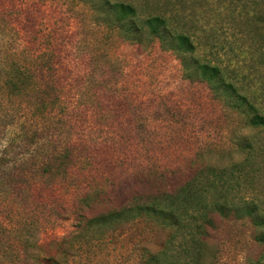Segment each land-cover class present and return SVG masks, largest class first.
<instances>
[{"label": "rangeland", "instance_id": "rangeland-1", "mask_svg": "<svg viewBox=\"0 0 264 264\" xmlns=\"http://www.w3.org/2000/svg\"><path fill=\"white\" fill-rule=\"evenodd\" d=\"M99 1L0 0V77L8 64L18 62L30 66L39 81L59 82L63 109L39 118L38 127L50 129L57 148L70 143L82 155L71 177L88 176L89 162L94 160L103 172L98 177L104 178L110 169L122 177L139 168L161 170L240 158L235 142L245 128L250 130L248 136L264 141V129L252 128L244 109L233 107L206 83L184 79L175 54L163 50L157 39H128L109 22L105 10L95 8ZM119 1L131 3L140 18L151 14L174 18L175 27L193 35L200 57L241 66L242 92L264 114V27L256 31L247 21H253L256 5L264 2ZM53 93L58 92L51 88L49 94ZM28 95L31 92L23 97L29 99ZM5 99L0 104L1 145L17 139L18 121L26 120L28 128L34 124L27 114L30 104L20 96ZM40 138L39 148L16 146L15 152L24 159V154H35L34 161L39 162L46 149L53 148L42 144H49L45 134ZM44 177L37 178L38 184L44 183L37 191L40 204L31 207L32 200L19 201L18 186L0 189L4 190L0 192V264H16L14 229L20 220L38 225L42 241L73 235L75 220L68 214L58 218L55 212L72 203L76 190L70 184L50 190ZM31 210L41 220L36 221ZM217 224L211 237L217 248L216 264H246L247 256L258 254L248 221ZM167 234L147 219L134 220L101 241L81 242L74 257L68 250V263L142 264L143 248H158Z\"/></svg>", "mask_w": 264, "mask_h": 264}, {"label": "trees", "instance_id": "trees-1", "mask_svg": "<svg viewBox=\"0 0 264 264\" xmlns=\"http://www.w3.org/2000/svg\"><path fill=\"white\" fill-rule=\"evenodd\" d=\"M95 5V8L105 10L109 22L118 26L131 41L157 39L163 50L175 54L184 79L206 83L233 107L244 109L252 128L264 129V114L249 102L238 83L239 76L244 75L240 74L241 66H231L230 62L223 65L216 57H200L193 35L175 27L172 17L151 14L140 18L131 3L119 0H100ZM252 17L253 21L247 20L249 24L255 25L256 31L263 28L264 5L258 3ZM261 35L264 38V32ZM4 73L0 77V104L6 103L5 98L20 96L30 104L27 114L34 124L28 128L26 120L18 121L20 131L17 139L6 145L0 144V189L7 184H12L15 189L18 186L19 201L23 204L32 200L30 207L35 202L40 204L37 194L40 192L37 191L44 183L38 184L39 176H45L44 180L49 185L46 187L50 190L69 184L71 190H76L72 203L63 208L66 213L61 209L55 212L58 218L68 214L75 220L73 235L42 241L38 225L25 224L20 220L14 229L16 264H69L68 250L72 249L74 257L76 246L81 242L101 241L109 233L138 219H147L168 233L158 248H143L142 264H216L218 256L211 239L212 232L217 229V221L228 220L250 223L253 245L258 248V254L247 256L246 264H264L262 139L239 137L235 142V150L241 154L239 162L229 158L227 161L187 163L161 170L139 168L134 173L122 174V177L110 169V174L102 178L98 177L103 174L102 168L95 165L94 160L89 162L92 171L88 176L71 177L79 155H82L70 143L57 148L53 145L55 140L49 133L50 129L38 127L39 118L46 117L53 109H63L59 82L39 81L30 66L18 62L8 64ZM51 88L58 93L50 95ZM29 92L32 94L28 95L29 99L23 97ZM41 134H45L49 143L42 144L53 148L48 147L39 162L34 161L35 154H24V159L20 152H15L16 146H26L29 150L35 144V148H39L36 142H40ZM16 154H20L19 158ZM83 163L86 168V163ZM32 213L38 221L40 215Z\"/></svg>", "mask_w": 264, "mask_h": 264}, {"label": "clouds", "instance_id": "clouds-1", "mask_svg": "<svg viewBox=\"0 0 264 264\" xmlns=\"http://www.w3.org/2000/svg\"><path fill=\"white\" fill-rule=\"evenodd\" d=\"M249 131H250L249 129L245 128V129H242L238 134L247 137L249 135ZM236 159H237V162H239V157H237Z\"/></svg>", "mask_w": 264, "mask_h": 264}]
</instances>
